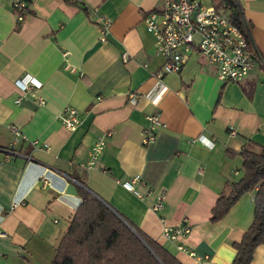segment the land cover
Listing matches in <instances>:
<instances>
[{
  "label": "crops",
  "instance_id": "0c3cea01",
  "mask_svg": "<svg viewBox=\"0 0 264 264\" xmlns=\"http://www.w3.org/2000/svg\"><path fill=\"white\" fill-rule=\"evenodd\" d=\"M13 1L0 0V264H50L80 187L181 264H231L232 244L253 219L255 188L221 218L210 215L244 172L239 151L264 147V0H238L257 59L236 82L220 81L215 63L195 50L179 72L155 76L163 58L143 16L161 0H21V19ZM25 75L40 84L20 89ZM65 107L76 110L73 129L61 121ZM151 112L160 125L142 145ZM12 124L22 133L14 144ZM43 167L63 174L76 194L61 193L53 177L44 184ZM134 174L139 195L122 185ZM182 218L185 237L162 235V224ZM250 264H264V242Z\"/></svg>",
  "mask_w": 264,
  "mask_h": 264
},
{
  "label": "trees",
  "instance_id": "16d2710c",
  "mask_svg": "<svg viewBox=\"0 0 264 264\" xmlns=\"http://www.w3.org/2000/svg\"><path fill=\"white\" fill-rule=\"evenodd\" d=\"M214 7L228 11L230 21L244 34L252 51L247 21L238 0H214ZM253 55L255 61L257 55L255 52ZM239 154L243 157L244 172L220 193L211 209L210 221L227 214L243 192L255 188L252 222L243 232L242 240L232 244L235 254L231 264H250L256 246L264 242V147L244 148ZM78 194L80 202L54 249L50 264H181L161 244L96 196L81 187Z\"/></svg>",
  "mask_w": 264,
  "mask_h": 264
},
{
  "label": "built area",
  "instance_id": "2783aa9c",
  "mask_svg": "<svg viewBox=\"0 0 264 264\" xmlns=\"http://www.w3.org/2000/svg\"><path fill=\"white\" fill-rule=\"evenodd\" d=\"M13 10L18 19L23 17L26 4L21 0H14ZM146 30L153 36L155 53L163 58L162 66L156 71L155 76L163 73L179 72L190 51H197L207 60L216 65V76L220 81H239L245 77L254 61L253 52L247 45L244 34L229 19L228 12L223 9L217 10L214 6H204L200 0H161V7L151 10L143 16ZM100 32L106 33L108 20L100 19ZM16 86L25 89L31 84H40L33 77L27 75L17 79ZM130 101L135 103L136 96L129 94ZM42 102V99H38ZM65 115L61 117L62 123L73 129L78 123L76 110L65 107ZM148 124L142 129L141 143L146 144L154 141L155 130L160 125L157 112L147 115ZM12 133L11 144H14L22 133L16 125L9 126ZM108 134V133H106ZM103 138H97L92 146L91 155L94 158L102 150ZM42 180L46 185L52 184V178H56L60 192L63 193L66 179L58 171L43 167ZM140 175L134 174L130 180L122 181L123 187L139 195L134 188V183L140 179ZM80 197H76L74 205L77 206ZM163 194L159 193L151 204V209L158 212L163 206ZM163 222V218H159ZM190 227L186 218H182L177 225L169 226L162 224V235L170 240L177 237H185ZM178 248L184 249L183 245ZM185 251V249H184ZM190 255L198 257L193 251Z\"/></svg>",
  "mask_w": 264,
  "mask_h": 264
},
{
  "label": "water",
  "instance_id": "95a60500",
  "mask_svg": "<svg viewBox=\"0 0 264 264\" xmlns=\"http://www.w3.org/2000/svg\"><path fill=\"white\" fill-rule=\"evenodd\" d=\"M65 191H66V193H71V194H73V195L76 194V191H75V189H74V187H73V185H72L71 183H68V184L66 185V187H65Z\"/></svg>",
  "mask_w": 264,
  "mask_h": 264
},
{
  "label": "rangeland",
  "instance_id": "374dc122",
  "mask_svg": "<svg viewBox=\"0 0 264 264\" xmlns=\"http://www.w3.org/2000/svg\"><path fill=\"white\" fill-rule=\"evenodd\" d=\"M200 2L203 3L204 6H206V5H209L210 6L212 4L211 3V0H200Z\"/></svg>",
  "mask_w": 264,
  "mask_h": 264
}]
</instances>
